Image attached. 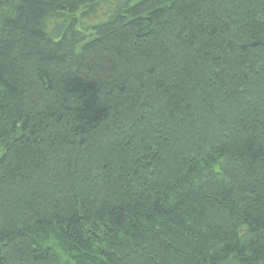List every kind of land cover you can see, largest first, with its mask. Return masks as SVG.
I'll use <instances>...</instances> for the list:
<instances>
[{
	"label": "trees",
	"instance_id": "trees-1",
	"mask_svg": "<svg viewBox=\"0 0 264 264\" xmlns=\"http://www.w3.org/2000/svg\"><path fill=\"white\" fill-rule=\"evenodd\" d=\"M0 264H264V0H0Z\"/></svg>",
	"mask_w": 264,
	"mask_h": 264
}]
</instances>
